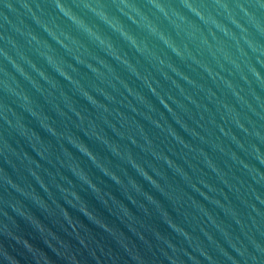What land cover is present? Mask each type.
Listing matches in <instances>:
<instances>
[{"label": "water", "instance_id": "1", "mask_svg": "<svg viewBox=\"0 0 264 264\" xmlns=\"http://www.w3.org/2000/svg\"><path fill=\"white\" fill-rule=\"evenodd\" d=\"M5 3L0 264H264V3Z\"/></svg>", "mask_w": 264, "mask_h": 264}, {"label": "clouds", "instance_id": "2", "mask_svg": "<svg viewBox=\"0 0 264 264\" xmlns=\"http://www.w3.org/2000/svg\"><path fill=\"white\" fill-rule=\"evenodd\" d=\"M261 2L264 3V0H261ZM0 4H5V6H6V7H9V8L12 7L11 3H5V0H0ZM57 6L60 7L61 10H64L63 7H62L61 5L58 4ZM88 7L91 8L92 6H91V5H88ZM189 7H191V6L189 5ZM100 15L103 16L105 19H107L106 15H105L103 12H101ZM71 18H72L73 20H76V19H77L76 17H71ZM108 22L111 23V21H108ZM80 23H83V22L80 21ZM89 31H91V29H89ZM83 152H84V151H83ZM5 255L7 256L6 253H5ZM7 258L9 259L10 264H17V262L14 260V258H12V257H10V256H7Z\"/></svg>", "mask_w": 264, "mask_h": 264}]
</instances>
